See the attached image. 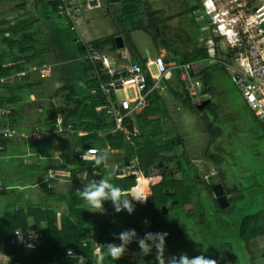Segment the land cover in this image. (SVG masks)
Segmentation results:
<instances>
[{
    "label": "crops",
    "instance_id": "1",
    "mask_svg": "<svg viewBox=\"0 0 264 264\" xmlns=\"http://www.w3.org/2000/svg\"><path fill=\"white\" fill-rule=\"evenodd\" d=\"M184 1L191 6L194 13V28L190 29L194 30L188 36L192 48L182 59L187 62L223 57L231 59L233 51L228 49L224 39L225 45H222V38L216 36V26L209 16L197 8L196 0ZM74 2L80 9V16L77 19L57 14L60 0H0V68L16 69L13 75L0 83V101L5 103L8 111L5 116H0V129L12 127L16 131L14 137L4 139L6 147L0 158V181L12 187L0 195V217L17 211L19 205L28 209L32 204L35 208L47 204L55 213H68L69 205L65 193H70L69 175L75 168L74 159L76 155L89 148L95 147L101 152L108 153V159L104 164L107 178L117 176L136 179L134 176L139 175L140 180H146V176L140 171L138 160L126 162L124 154L112 150L106 138L108 134L105 131L95 134V129L92 128L99 126L96 124L95 116L101 114L102 104L95 112L92 105L100 101L99 94L106 96V99L108 97L100 86L101 71L97 68V63L88 57V47L97 45L108 51L113 46L111 40L123 36L131 46L130 55L144 65L151 84H155L156 79L160 78L159 74L154 78L151 69L152 64L155 65L156 57L163 54L166 61L171 62L167 50L163 49L158 41L156 29L158 21L156 14L165 9L153 10L151 0H74ZM101 9L108 10L107 17L110 24L114 25L115 33L95 38L86 25V20L90 21L96 16L94 13ZM143 30L156 39L158 52L154 58H150L149 49L147 50L149 58L139 55L129 34L132 31ZM81 36L90 43L86 44ZM78 39L87 47L86 52L79 49ZM104 42H107V45H102ZM203 50H208L210 56L198 57L199 52ZM190 57L192 59H189ZM62 69H67L65 76H62L65 81L54 80L59 72H63L60 71ZM196 71L203 84L204 102H207L204 105L205 111H198V108L188 105L189 100L183 83L178 73L174 72L172 78L164 79V91L154 92L150 105L131 124V128L137 131V134L132 136L133 143L142 150V155H149L157 160L155 168L149 173V176L153 177L149 181L157 180L162 191L164 171L168 173L172 170L173 177L179 181L177 183L184 182L187 185L191 183L188 191H191L195 182L197 185L200 184L198 179L208 178L212 161L219 157L216 152L210 150V146L212 144V148L215 147L217 138H221L227 131L226 127L233 118L238 116L243 118L245 132L241 135L245 138L252 135V130L255 131L251 124L253 112L245 100L239 105L235 100L236 95L228 88L227 79L232 78V71L219 65L207 69L201 64L197 65ZM236 87L241 91L237 85ZM180 107L188 112L194 111L199 116H195L190 124L200 126L202 132L193 133L186 119L188 115L181 114ZM55 115L58 119L56 123ZM207 116H210L209 120ZM73 117L84 120L85 125H90V129L77 127L78 122H72ZM154 118L161 121L160 131L163 137L159 142L156 141L158 138L156 132H152L148 138L145 134V127L149 125L150 119ZM65 119L70 122L67 128L59 124ZM74 128H77V135H74ZM37 130L43 132L45 137L33 138L32 133ZM189 134H192L193 138L190 139ZM83 137L92 138L84 141ZM165 144L167 146L163 150L162 146ZM118 171H121L122 175ZM149 185L145 186L146 189L149 188L147 192L155 198H160L162 196L160 190L153 191L154 182ZM251 206L252 203L243 198L238 206L234 202L231 204L230 212L244 211L249 225L247 234L251 235L254 230L261 228L262 234L251 237L252 242L247 239L250 245L245 252L247 255L245 260L263 264L264 244L261 245V239L264 242V219L261 218L260 223V216L255 215L256 212L250 208ZM124 213L125 218L119 220L120 232L126 230L127 226L142 225L146 224L145 221L151 220L147 211L134 212L131 215L123 212L117 219ZM179 216L181 217V213ZM176 224L173 219L168 220L160 226L159 232L169 234L171 227ZM173 251V248L170 249L172 254ZM153 252L156 254L155 249ZM108 260L107 254H100L101 264H108ZM237 260L233 262L236 263Z\"/></svg>",
    "mask_w": 264,
    "mask_h": 264
},
{
    "label": "built area",
    "instance_id": "2",
    "mask_svg": "<svg viewBox=\"0 0 264 264\" xmlns=\"http://www.w3.org/2000/svg\"><path fill=\"white\" fill-rule=\"evenodd\" d=\"M60 1L57 14L72 19L80 16V9L74 0ZM238 2L239 0H205V11L216 26V36L224 39L228 49L233 51L231 59L223 57L187 62L173 56L168 63L165 55L161 54L154 60L160 75L155 84H151L144 65L130 55L131 46L123 36H121L122 45L116 47L114 39L117 37H114L111 40L113 46L108 51L97 45L88 47L89 59L101 66V89L108 97L101 111L115 122V128L111 133L123 132L129 137L135 136L137 131L131 128L132 122L150 105L154 92L164 91V79L172 78L174 72L178 73L192 107L197 108L203 105L205 97L202 90L203 84L197 76L198 64L207 69L219 65L232 71L233 82L241 90L244 100L259 119L264 131V0H260V4L253 9L248 6V13L245 14L239 9L241 4ZM2 81L0 79V83ZM7 112L6 106L0 101V116H5ZM15 135L16 131L12 127L0 129V158L6 147L4 139ZM32 136L35 139H41L45 137V134L37 130L32 133ZM89 149H95L97 153L101 152L95 147ZM93 165L97 168V165L94 163ZM11 189L12 187L0 181V195ZM16 236L27 250L35 249L43 242L37 230L25 233L20 229ZM90 237L91 242H98L95 232L91 233ZM87 245L88 242H84V246ZM72 251L74 255L69 257L66 254L68 258L82 260L84 256L78 248Z\"/></svg>",
    "mask_w": 264,
    "mask_h": 264
},
{
    "label": "flooded vegetation",
    "instance_id": "3",
    "mask_svg": "<svg viewBox=\"0 0 264 264\" xmlns=\"http://www.w3.org/2000/svg\"><path fill=\"white\" fill-rule=\"evenodd\" d=\"M195 2H197V8L206 13L205 0H196ZM151 7L153 10L165 9L156 14L158 17L156 23L157 36L161 47L167 50L170 57H185V54L189 53L192 48L188 37L194 30H190L194 28V13L190 8L191 6L184 0H151ZM191 37L194 36L191 35ZM253 115L251 124L255 131L252 130V135H248L246 138L241 135L245 132L242 117H232L231 123H227V131L221 135V138H217L218 142L214 148H212V144L210 146V150L219 155L215 160L218 164L217 168L213 171L210 170L207 179H198L200 184L197 185L195 182L191 191H188L191 183L187 185V183L183 184L184 182H182V187L187 195L183 202H179L180 200L176 198L183 191L178 193L175 191L174 186L179 181L173 177L172 170L168 173L165 171L162 173V175L165 174V176L163 175L162 196L155 198L154 204L150 207L159 203L162 211L163 207L166 208V214H170V210L174 207H177L181 213V217L179 216L181 220L173 225L169 232L171 235L170 244L166 239L168 256L186 253L189 257H194L204 254L215 259L217 264H223V262L224 264H254L248 259L245 260L247 256L245 252L250 245L247 239L252 242V234L246 233L249 225L244 211L230 212L231 204L234 202L231 193L229 191L224 192L227 201L223 205L220 198L215 197L213 189L218 185L231 186L234 179L231 180L232 175L228 176L227 174L229 166L247 167L250 170V177L247 182L252 187H249V195H245L244 198L252 203L250 208L256 212L255 215L260 216V223L261 218L264 219V135L263 131L261 132L262 126L259 119L254 113ZM255 135L257 137H254ZM167 184L169 187H165ZM256 186L259 188L261 207H255L253 204L258 194L256 193ZM169 248H173V254ZM202 248L205 250L204 253H202ZM235 259H238L236 263L233 262Z\"/></svg>",
    "mask_w": 264,
    "mask_h": 264
},
{
    "label": "trees",
    "instance_id": "4",
    "mask_svg": "<svg viewBox=\"0 0 264 264\" xmlns=\"http://www.w3.org/2000/svg\"><path fill=\"white\" fill-rule=\"evenodd\" d=\"M77 42L79 49L82 52H86L87 47L79 42V39ZM102 45H107V42L102 43ZM209 56L210 53L208 50H203L199 52L198 55V57ZM189 59L192 58L190 57ZM97 68L101 70V66L98 64ZM15 70L16 69L0 68V79L6 80V78L13 75ZM98 98L100 101L92 105L94 112L100 104H102V106L106 104V96L99 94ZM188 105L192 107L190 102H188ZM95 118L97 120L96 124L99 125L97 128L95 126L92 127L95 129V134L105 131L108 134L106 138L111 144L112 150L124 154L126 162L132 163L134 160H138L140 171L148 177L151 169L155 168L157 160L149 155H142V150L133 143L132 137H129L126 133H111L115 128V122L111 119L109 120V117L105 113H98ZM54 119L56 123L58 120L57 115L54 116ZM79 120V118L73 117L72 122H78L77 127L90 129V125H85L86 122L84 120ZM59 124L67 128L70 122L68 119H65L64 122H59ZM73 132L74 135H77V128H74ZM90 138L92 137H83L82 140L86 141ZM166 146V144L162 146V149L165 150ZM84 152H86V150H84ZM83 153L75 156V168L71 170L69 175L71 180L70 193H65V199L69 205L68 213H55L47 204L39 206L38 208H35L32 204L28 209L23 205H19L17 211H12L5 215L3 214L2 217H0V253L10 258L9 262L4 256H0V264H80L82 261L84 264H101L99 256L101 253L108 255L107 244L120 243L119 240L115 239V236L121 233L118 231L119 221L117 216L126 211L116 213L112 203L108 201L104 204V214L94 213L88 211V206L77 195V190L81 189L88 181L107 178L104 164L95 168L90 159L85 160L81 158ZM146 157L148 158L147 160ZM164 157L165 156H163V159ZM111 182L125 191H131L137 186V180L132 178L114 176ZM182 186V183H176L174 186L175 191H177V193L180 191L186 192ZM165 187H169V184L165 185ZM177 210V207L172 208L169 215H164L167 219L163 220L161 218L162 207L159 203L152 207L144 206L141 203H135L134 212L147 211L151 222L150 224L131 225L128 226L127 229H134L140 238H143L146 232H159L160 226L165 224L168 220L173 219L175 222L180 220L179 211ZM20 229L25 231V233H28L30 230L39 231L43 242L35 249H25L16 236L17 231ZM93 232L97 234V243L90 241V235ZM260 234H262L261 228L254 230L251 237ZM84 242H88V245L84 246ZM75 248H78V250L83 253L84 257L82 260L68 258L66 256L68 249L73 250ZM139 252L140 249L138 244L134 241L128 246V252L120 260L116 261L108 255V264H144L145 258L144 256L138 255ZM153 253L155 254V252ZM146 264H149V262L147 261Z\"/></svg>",
    "mask_w": 264,
    "mask_h": 264
},
{
    "label": "clouds",
    "instance_id": "5",
    "mask_svg": "<svg viewBox=\"0 0 264 264\" xmlns=\"http://www.w3.org/2000/svg\"><path fill=\"white\" fill-rule=\"evenodd\" d=\"M93 153H97V150L88 149L82 154L81 158L85 160L91 159L97 166L106 163L108 159V153L106 151L98 152L95 155H93ZM134 177H136L138 186V180L141 178L137 176ZM152 178V176L146 177L147 181ZM149 184L150 183H148V185ZM145 190L147 192V189ZM77 195L88 206V211L104 214V204L110 201L116 213L126 211L129 215L134 213L135 203H146L149 197L140 189L135 191L122 190L120 187L113 184L110 178L88 181L81 189L77 190ZM145 223L147 224L148 221H145ZM168 235L167 232H146L143 238H140L134 229H127L115 236V239L120 241L119 244H107V252L112 259L118 261L128 252V246L135 241L140 249L138 253L140 256H148L152 253L153 249H155L158 264H217L215 259L204 254L194 257H189L186 253H181L178 256L166 255V239ZM204 252L205 250L202 248V253ZM67 255L69 257L74 255L72 249L67 250ZM0 256H4L5 259L10 262L9 257L2 253H0Z\"/></svg>",
    "mask_w": 264,
    "mask_h": 264
},
{
    "label": "rangeland",
    "instance_id": "6",
    "mask_svg": "<svg viewBox=\"0 0 264 264\" xmlns=\"http://www.w3.org/2000/svg\"><path fill=\"white\" fill-rule=\"evenodd\" d=\"M238 3L241 4V6H239V9L241 10L242 13L245 14V13H248V10H247L248 6H250L251 9H253L254 6L260 4V0H239ZM106 12L108 13V10L107 11H105V9L97 10L94 13V14H96V16H94L92 19H90V21L86 20V25L93 32L95 38L98 37V36L107 35L108 33L109 34L110 33H115L114 32L115 27H114L113 24H110V22L108 20L109 18L107 17V13ZM122 23H123V21L120 22V24H122ZM80 24H81V22L78 23V26H80ZM145 31L146 30H143V31H132L129 34L131 35V38L133 40L134 45L138 49L136 51H137V53L139 55L147 57L148 56L147 50L149 49L151 51L150 58H154L156 56L157 52H158L157 51L158 50L157 49V42H156L155 37L152 36V34H150L148 32H145ZM83 39L86 42V44L90 43V41L86 40L85 37ZM222 41H223V39H222ZM222 45H225L224 41H223ZM225 48H226V46H225ZM148 58H149V56H148ZM151 69H152V74H153L154 78H156L158 76V74H159L158 71H157V68L155 67V65L152 64ZM66 70L67 69L60 70V71H63V72H59V74L56 76V78H54V80L55 79H59L60 81L64 82L65 80L62 78V76L63 75L65 76ZM46 81H48V80H46ZM227 85H228V88L230 89V91L236 95V97H235L236 99L235 100H237L239 105H242L243 101H244V96L242 95V93H240L241 91H239L238 88L236 87V85L232 82V78L231 77H229L227 79ZM179 109H180L181 114L188 115V116H186L187 117L186 119H188V125H190L193 133L200 132L201 131L200 130V126H193L192 124H190L194 120V117L197 116V114L194 111H189L188 112V110L184 109L183 107H180ZM197 117H199V116H197ZM160 127H161V121H160L159 118L150 119L149 125H147L145 127V134H146L147 138L151 135L152 132H156L158 134V138L156 139V141L159 142V140L163 137L161 135V131H160L161 128ZM189 135H190L189 136L190 139L193 138L192 134H189ZM109 170H111V167H109ZM183 184H185V183H183ZM180 188H182V187H180ZM176 198L178 200H180L179 202H183L187 198V195H186L185 192H183V193L178 194ZM161 213H162L161 218L163 220H166L167 217H165L164 215H168V214L163 213V211ZM125 216H126V213L122 214L121 218L119 217L118 221L120 219H122V218H125ZM150 222L151 221L149 220L148 223L150 224ZM167 240L168 241L171 240V235L170 234L168 235ZM263 244H264V242L261 239V245L263 246ZM144 258H145V260L143 262L144 264H146L147 261L149 262V264H158V261L156 260V254H154V253H151L148 256H144ZM81 259H83V258H81ZM82 264H84L83 261H82Z\"/></svg>",
    "mask_w": 264,
    "mask_h": 264
},
{
    "label": "water",
    "instance_id": "7",
    "mask_svg": "<svg viewBox=\"0 0 264 264\" xmlns=\"http://www.w3.org/2000/svg\"><path fill=\"white\" fill-rule=\"evenodd\" d=\"M122 42H123V38L121 36H118L117 38L114 39V45L116 47L122 45ZM206 103L207 102H204L203 105L197 107L198 110L204 111L205 110L204 105ZM217 165L218 164L215 161H212L210 169L211 170L216 169ZM120 172L121 171H118L119 174H121ZM249 173H250V170L247 167H245V166H242V167L236 166V165L229 166V170H228L227 174H228V176L232 175L233 178H231V180L232 179H234V180L231 182V186L230 185L229 186H227V185H224V186L218 185L215 188H213L214 191H215L214 192L215 197H219L221 203L224 205L225 202L227 201V196L224 194V192H228L229 191L231 193V196L233 197L234 204L236 206H238V204L243 200L244 196L245 195H247V196L249 195V192H248L249 187H252L251 184L249 182H247L248 178L250 177ZM139 187H140V180H139L137 189H139ZM135 188L132 189L131 191L136 190ZM258 189L259 188L257 187L256 188V193H258V194L256 195L257 199L254 201L255 207H261V202H259V195L260 194H259V190ZM141 190L146 195L149 196L148 199H147V202L146 203H141V204L144 205V206L153 205L154 202H155V196L152 195V194H148L146 192L145 188H142ZM253 191H254V186H253ZM167 194H169V192H167ZM244 199H246V198H244ZM163 213H165V214L167 213V210H166L165 207H163Z\"/></svg>",
    "mask_w": 264,
    "mask_h": 264
},
{
    "label": "bare ground",
    "instance_id": "8",
    "mask_svg": "<svg viewBox=\"0 0 264 264\" xmlns=\"http://www.w3.org/2000/svg\"><path fill=\"white\" fill-rule=\"evenodd\" d=\"M153 182H154V184H155V186H154V189H153V191L154 192H158L159 190H160V193H162V190H161V188H160V186H159V182L157 181V180H155V179H153L152 180ZM152 181H147V180H141V188L139 187V189L141 190L142 188H145L146 189V185L148 184V183H151L152 184ZM136 190H137V188H135ZM135 191V190H134ZM150 192H151V190H150Z\"/></svg>",
    "mask_w": 264,
    "mask_h": 264
}]
</instances>
